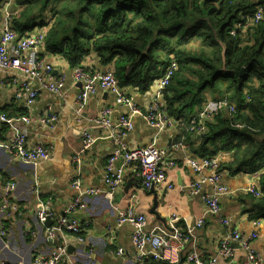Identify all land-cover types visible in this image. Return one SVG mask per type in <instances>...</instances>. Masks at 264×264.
<instances>
[{"label":"crops","instance_id":"crops-1","mask_svg":"<svg viewBox=\"0 0 264 264\" xmlns=\"http://www.w3.org/2000/svg\"><path fill=\"white\" fill-rule=\"evenodd\" d=\"M11 9L15 10V7ZM3 21L4 15L0 13V35ZM39 28L41 26L26 33L32 34ZM40 53L41 57L53 63L52 81L63 77L59 94L43 90L33 104L28 106L24 97L20 100L13 98L16 87L12 85V80L28 81L27 76L16 70H0V111L12 118L26 117L27 121L16 122V129L26 135L29 146L41 143L50 150V159L35 167L18 161L12 151L16 149L13 142L15 130L0 120V195L4 183L12 179L17 184L13 202L18 208L17 213L8 210L5 214L7 216L0 214V222L6 227V233L0 234V261L8 264H32L34 255L46 253L55 246L66 249L67 257L62 262L64 264L74 259L82 264H191L186 260L189 254L196 252L202 259H210L216 254L222 238L230 235L233 230L244 236L256 234L251 246L264 258V163L256 172H237L232 167V151L219 153L220 169L224 172L221 182L228 190L227 194L220 197L222 213L229 220L224 224L216 216L206 212L200 195H193L181 187L191 180L213 173L212 169L197 173L185 164L188 158H203L200 152L203 133L187 132L176 123L157 133L145 123L146 109L154 94L153 86L145 93L137 92L133 87L124 89L133 104L140 109V114H133L118 101L115 94L102 91L89 96L87 105L78 114L76 99L80 83L73 78V69L59 54L49 53L45 47ZM84 64L92 71H113L112 65H103L95 53L89 54ZM209 100L212 99L208 98ZM105 107L111 111L112 126L120 116H131L133 129L125 139L130 147H145L154 143L174 158L175 167L165 171L173 189H154L156 195L145 190L135 170L138 164L132 163L125 167L123 186L113 192L112 196L103 194L109 189L104 182L103 170L115 149V143L108 137L112 127L95 121ZM49 108L55 112L56 120L51 125H46L40 118ZM84 132L98 137V140L83 154L81 166L77 167L74 156L82 145ZM119 165V161L114 163L115 168ZM77 181H81V189L96 187L102 193L78 197L80 189L74 185ZM249 185H254L262 194L261 197L257 198L245 191ZM209 188L208 183L202 186L203 191ZM133 194L135 197L131 199ZM37 196L42 199L47 211L53 214L54 220L59 216L78 221L88 220L89 228L82 232L85 241L78 242L72 234H65L54 240L48 238L45 226L36 218L40 205ZM72 199L84 204L83 209L66 212ZM129 205L146 214L147 230L165 225L171 228L172 216L178 215L179 220L174 224L186 236V241L177 255L166 251V259L162 260L135 257L131 226L118 225L116 220L117 210ZM153 207L156 215L150 212ZM199 219H203V224L197 227ZM232 246L233 256L229 259L219 258L216 264H238L241 261L245 255L244 250L238 242H232ZM118 249L123 252L119 254Z\"/></svg>","mask_w":264,"mask_h":264},{"label":"trees","instance_id":"trees-1","mask_svg":"<svg viewBox=\"0 0 264 264\" xmlns=\"http://www.w3.org/2000/svg\"><path fill=\"white\" fill-rule=\"evenodd\" d=\"M257 4L264 0H13L7 9L20 35L50 22L45 49L71 69L91 53L111 64L123 90L149 91L173 54L179 67L163 95L168 113L189 123L207 93L227 98L235 112L222 108L206 120L201 156L232 151L234 171L256 172L264 163V19L230 31ZM4 8L0 0V13ZM195 40L210 54L191 52Z\"/></svg>","mask_w":264,"mask_h":264},{"label":"built area","instance_id":"built-area-1","mask_svg":"<svg viewBox=\"0 0 264 264\" xmlns=\"http://www.w3.org/2000/svg\"><path fill=\"white\" fill-rule=\"evenodd\" d=\"M11 0H7V5ZM4 21L1 27L0 35V70H16L27 76L29 83H22L14 90V96L16 100H20L24 97L27 100V105L30 106L36 100L40 94L37 89H33L29 84H37L40 88L48 87L51 92L59 94L58 87L63 82V77H60L57 81L53 82L52 73L50 72L54 68L53 63L40 56V50L45 47V36L49 28L50 23L43 25L36 32L32 34H19L12 27V15L7 12L4 13ZM244 20V26H250L257 28L259 21L264 19V4H257L256 8L247 14L241 15ZM237 24L241 25L239 19ZM231 30V29H230ZM238 32H232L231 35L235 36ZM179 63L177 60H169L165 66L170 72L177 70ZM77 82L80 83V95L76 99V110L78 114L87 105V100L90 95H95L102 92H110L116 94L120 100L126 103L129 110L140 114L141 111L136 108L132 100L125 97V92L117 86L116 80L112 77L115 75L113 71L102 72L100 74H94L90 76L88 70L83 67H77L74 71ZM169 74L159 76V83L164 86V89L160 93L154 94L150 98V103L146 109L149 119L146 120L147 126L154 128L157 133L164 131L168 124L172 123V117L168 113L167 106L158 101L162 93L166 92L165 86L169 83ZM49 84V85H48ZM245 99L248 100V96L245 95ZM210 102L216 101L227 112L233 114L235 111L230 105L228 99L209 100ZM209 112H214L212 107H208ZM107 110L102 111L96 117L95 121L103 124L107 127H112L110 138L115 139V149L111 154V157L107 160L104 167V177L108 181L107 186L111 193L120 189L123 184L122 170L132 163H137L138 167L135 169L142 179V185L148 190L151 188L160 190L167 188L173 189V185L168 182L165 170L156 168L155 164L165 166L166 169L175 167V164L170 160V156L166 154V150L159 149L155 144H151L145 147H133L128 149L129 145L126 142V137L133 129V121L130 116H120L114 126L110 118L106 117ZM202 115H197L192 118L196 120L201 118ZM151 118H156L153 121ZM0 120L15 130V136L13 142L17 149L12 150L15 158L31 166H36L40 162L50 159V150L48 147L43 146L41 143L29 146L27 144L26 135L18 131L15 127L16 122L27 121V118L20 116L17 118H10L6 114L0 116ZM56 120V114L52 109H48L44 115L40 118L43 124L51 125ZM206 120L199 123L196 126L191 127L192 132H203L207 130ZM98 140V137L91 136L87 132L83 133V141L81 147L76 151L74 156V162L77 167L81 166L82 156L87 149H90ZM178 148V145L176 146ZM123 150L125 154L119 155L118 152ZM219 154L212 157H203L201 160L197 158H188L186 164L197 173L205 169L214 170L213 175L199 178L197 180H191L186 185L181 186L182 189L187 190L193 195H200L202 202L205 205L206 212L216 216L221 222L228 223L229 220L222 213L219 198L222 195L227 194V187L221 183L222 174L218 173L220 169ZM116 161L120 162L119 167H114ZM204 183H208L209 189L207 191L202 190ZM77 189H80L79 196L82 195H94L100 192V189L96 187H86L81 189V181L74 183ZM17 184L12 179L7 180L2 187V194L0 195V214H7V211L18 212V208L15 204L10 202L16 194ZM245 191L258 194V189L254 185H250ZM135 195H131L133 199ZM39 207L36 211V218L40 224L45 226V232L48 238L51 240L58 239L59 236L65 234H72L78 238L79 242H84L85 239L81 237V230H88L90 222L88 220H74L66 219L59 216L56 220L53 219V214L47 211L42 199L37 196ZM84 204H80L77 199H72L67 205V211L74 212L82 210ZM179 220L178 215H173L170 226L171 231H166L160 226H154L150 230L145 229L147 223V216L138 212L133 205H129L124 209L117 210V224H126L131 226L132 229V244L135 250V257L143 259L144 257H152L154 259H166L164 252L170 251L177 255L179 249L184 244L185 235L180 232L179 228L175 226V222ZM50 222L49 225H46ZM203 224V219H199L197 225L200 227ZM6 233V227L3 222H0V234ZM256 237L253 234L250 237L240 235L236 230L224 238H222L219 248L217 250L218 256L225 258L232 257L234 254V248L232 242H238L241 248L244 250L245 255L239 261V264H264V258L261 257L252 248L251 242ZM64 248V247H63ZM53 246L51 250L46 253L36 254L31 260L33 264H64L62 263L64 258V249ZM119 254L123 252L122 249H118ZM187 262L191 264H216L217 257L210 258L208 260L202 259L200 256H193L189 254L186 257ZM0 264H7L6 262H0ZM68 264H81L70 262Z\"/></svg>","mask_w":264,"mask_h":264},{"label":"bare ground","instance_id":"bare-ground-1","mask_svg":"<svg viewBox=\"0 0 264 264\" xmlns=\"http://www.w3.org/2000/svg\"><path fill=\"white\" fill-rule=\"evenodd\" d=\"M12 1L13 0H11V2H10V4L12 3ZM7 3V0H5V8L3 9V14L4 13H7V12H9L10 14H11V12H10V10H9V8L7 9V6H9L10 4H6ZM241 23V25H238L237 23L235 24V26L233 27V29L230 31V34L232 33V32H238L240 29H245L246 27H248V26H244L243 24H244V21L243 22H240ZM168 59L169 60H176L175 59V57H174V55L173 54H169L168 55ZM77 67H83V68H86V66H85V64H84V61L80 64V65H77L76 67H74L73 68V71H72V73H73V78L75 79V80H77V78L75 77L76 75H75V73H74V71H75V69L77 68ZM87 69V68H86ZM178 69V68H177ZM53 70H54V68H52L51 69V73H53ZM88 70V69H87ZM175 71L176 70H174V71H172V72H170L169 70H168V68H164L163 69V71H162V73H161V75L160 76H163V75H167V74H169V76H170V78H169V82H170V80H171V78L173 77V75H174V73H175ZM100 73H102V72H100V71H92V70H88V74H90V76H93L94 74H100ZM115 80H116V78H115V76L113 75L112 76ZM13 81V86H15V87H19L22 83H29V81H23V82H17L16 80H12ZM116 82H117V80H116ZM169 84V83H168ZM168 84L165 86V89H166V87L168 86ZM49 85V84H48ZM61 85H62V83L61 84H59V85H56L57 87H58V90H60V87H61ZM29 86L30 87H32L33 89H37L38 90V92L40 93L41 91H43V90H47V91H49V92H51L50 91V89L48 88V87H45V88H40V87H38V85H36V86H34L33 84H29ZM117 86L119 87V85H118V82H117ZM153 88H154V94H156V93H160L163 89H164V86L162 85V84H160L159 83V77L154 81V83H153ZM152 86H151V88H152ZM150 88V89H151ZM123 90V89H122ZM124 91V90H123ZM153 94V95H154ZM165 93H162L161 94V96L159 97V99H158V101L160 102V103H163L165 106H167V104L165 103V101L163 100V95H164ZM80 95V90H79V92H78V95H77V97ZM116 95V94H115ZM91 96V95H90ZM125 97L126 98H128V99H130L131 100V98L125 93ZM13 98L14 99H16V97L13 95ZM25 99V98H24ZM117 99H118V101L120 102V103H122V104H124L125 106H126V103L124 102V101H122V100H120V98L119 97H117ZM225 99H227V98H225ZM26 100V99H25ZM26 103H27V100H26ZM230 105L233 107V109H234V111H235V106H234V104H231L230 103ZM208 107H212L213 109H214V112H209V110H208ZM136 108H138L137 106H136ZM139 109V108H138ZM220 109H222V107H220V105L219 104H217L216 103V101H212V102H210V101H207L206 103H204V105L199 109V111H198V113L199 114H201L202 115V117L201 118H198V119H196V120H190L189 121V123H185V122H183L182 120H178V121H176V120H174L173 118H172V123H170V124H168L167 126H170V125H173L174 123H176V124H179V125H181V126H183L185 129H186V131L187 132H190V133H197V134H202V133H204L205 131H203V132H192L190 129H191V127H193V126H196V125H198L199 123H201V122H203V120L204 119H211L212 120V118H213V116H214V114H216ZM105 110H107V116L106 117H108V118H110L111 119V111H110V109L109 108H107V107H105L102 111H105ZM140 110V109H139ZM101 111V112H102ZM132 111V113L133 114H138V113H136V112H134L133 110H131ZM0 116H5V114L4 113H2L1 111H0ZM122 116H129V115H122ZM131 117V116H130ZM146 118L147 119H149L150 117H149V115L147 114V112H146ZM132 119V118H131ZM153 121H155L156 120V118H151ZM103 125V124H102ZM111 135V132L108 134V137ZM110 138V137H109ZM110 140L113 142V143H115V139H113V138H110ZM14 148H16L17 149V147H16V145H15V143H14ZM44 146V145H43ZM128 149H133V147H130L129 146V148ZM160 149H162V150H165L164 148H160ZM87 150H89V149H87ZM86 150V151H87ZM85 151V152H86ZM118 154L119 155H123V154H125V152L123 151V150H121V151H119L118 152ZM166 154L167 155H169L170 156V154L166 151ZM111 157V155L108 157V159ZM202 159V158H201ZM201 159H199V160H201ZM170 160H172L173 162H174V164L176 165V163H175V160H174V158L172 157V156H170ZM187 160V159H186ZM186 160H185V162H186ZM186 164V163H185ZM218 164H220V162L218 161ZM187 165V164H186ZM189 166V165H188ZM155 167L156 168H161V169H164L165 171L167 170L166 169V167L165 166H161V165H159V164H155ZM104 171L105 170H103V178H104V182H105V184L107 185L108 184V181L105 179V177H104ZM125 169H123L122 170V178H123V182H122V184H124L125 183ZM218 173H220V174H222V177H223V175H224V172H223V170H221V169H219L218 170ZM214 174V170H213V173L211 174V175H213ZM140 182H141V186H142V188H144L145 190H148L146 187H144L143 185H142V179L140 178ZM222 183V182H221ZM223 184V183H222ZM224 185V184H223ZM225 186V185H224ZM250 186V185H249ZM248 186V187H249ZM247 187V188H248ZM246 188V189H247ZM99 189V188H98ZM205 192V191H204ZM99 193H102V192H99ZM99 193H97V194H99ZM249 194H252L253 196H255V197H257V198H259V197H261V193H260V191L258 190V194H254V193H252V192H248ZM1 194H2V192H1ZM103 194H105L107 197H109V196H112V194L113 193H111V190H109L108 189V192H103ZM94 195H96V194H94ZM156 195V194H155ZM223 196V195H222ZM10 202L12 203V204H15L14 202H13V198H11L10 199ZM79 202V201H78ZM80 203V202H79ZM219 203H220V198H219ZM81 204V203H80ZM66 212H69V211H67V208H66ZM144 213V212H143ZM145 214V213H144ZM210 214V213H209ZM146 215V214H145ZM3 216H7V215H5V214H3ZM66 219H69V218H67V217H65ZM72 220V219H71ZM116 220H117V218H116ZM223 223V222H222ZM224 224H227V223H224ZM166 226V225H165ZM165 226H163V227H161L162 229H164V230H166V231H171L172 230V227L171 228H168V227H165ZM176 226V225H175ZM196 226L197 227H199L197 224H196ZM177 227V226H176ZM178 228V227H177ZM180 230V229H179ZM84 230H81V232H80V235H81V237L83 238V236H82V232H83ZM181 231V230H180ZM239 233V232H238ZM254 233H250V234H248L247 235V237H250V236H252ZM72 235H73V233H72ZM244 235V234H243ZM246 236V235H245ZM76 240L79 242V240H78V238H76ZM185 241H186V237H185V239H184V243H185ZM57 248H63V247H57ZM64 249V256H63V258L65 259L66 257H67V252H66V249L65 248H63ZM192 255L193 256H198V254L196 253V252H192ZM217 257V261H218V259L219 258H224V259H229V258H231V257H229V258H225V257H222V256H218V253L216 252V254L215 255H213L211 258H213V257ZM159 260H161V259H159ZM0 262H4V261H0ZM71 262H73V263H81V262H79V261H77L76 259H74V260H72ZM7 263V262H6ZM34 263V261L32 260V264ZM8 264V263H7ZM82 264V263H81ZM109 264V263H108ZM239 264V263H238Z\"/></svg>","mask_w":264,"mask_h":264},{"label":"rangeland","instance_id":"rangeland-1","mask_svg":"<svg viewBox=\"0 0 264 264\" xmlns=\"http://www.w3.org/2000/svg\"><path fill=\"white\" fill-rule=\"evenodd\" d=\"M47 16H54L51 12L47 11L46 13ZM50 23V22H49ZM191 46V52L193 53H200L202 50L205 52L206 55L210 54V48L207 45H202L199 40H195L190 42ZM207 98H211L210 95L207 93ZM20 117V116H19ZM12 118V117H10ZM17 118V117H16Z\"/></svg>","mask_w":264,"mask_h":264},{"label":"water","instance_id":"water-1","mask_svg":"<svg viewBox=\"0 0 264 264\" xmlns=\"http://www.w3.org/2000/svg\"><path fill=\"white\" fill-rule=\"evenodd\" d=\"M222 53H224V49H223V52H222ZM222 59H223V68L225 69L224 56L222 57ZM232 71H234L237 75H240V74L243 72V70H241L240 72H237V71H235V70H232ZM260 136H261V138H264V132H263ZM150 192L154 193V189L151 188V189H150ZM154 194H155V193H154ZM150 212H151L152 214H155V215H156V211H155V208H154V207L150 210ZM49 223H50V222H47L46 225H49ZM106 264H108V263H106Z\"/></svg>","mask_w":264,"mask_h":264},{"label":"clouds","instance_id":"clouds-1","mask_svg":"<svg viewBox=\"0 0 264 264\" xmlns=\"http://www.w3.org/2000/svg\"><path fill=\"white\" fill-rule=\"evenodd\" d=\"M253 11V10H252Z\"/></svg>","mask_w":264,"mask_h":264}]
</instances>
